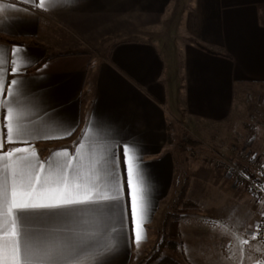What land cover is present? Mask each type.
I'll use <instances>...</instances> for the list:
<instances>
[{
    "label": "crops",
    "instance_id": "crops-1",
    "mask_svg": "<svg viewBox=\"0 0 264 264\" xmlns=\"http://www.w3.org/2000/svg\"><path fill=\"white\" fill-rule=\"evenodd\" d=\"M38 5L39 0H0V49L6 61L0 99L16 79L17 98L26 105L23 123L35 134L28 136L30 144L4 143L2 151L34 147L38 160L32 158L33 163L53 162L45 165V175L78 148L73 166L83 173L101 157L111 161L115 154L118 166H109L124 189L120 204L125 215L122 222L119 216L111 221L116 231L105 236L113 242L109 264H134L153 246L158 231L163 233L159 241L179 249V261L172 257L178 264H264L263 244L247 240L258 212L246 201L242 204L252 227L239 236L228 214H220L214 226L205 223L214 221L210 209L191 204L193 210L179 208L172 215L167 209L177 168L184 163L168 141L170 116L183 108L182 121L196 130L201 122L226 120L249 89L264 97V0H70L47 10ZM52 26L60 32L54 40L48 36ZM156 34L183 40L170 52L172 74ZM93 44L103 46L98 57ZM14 47L25 61L15 74L10 62L16 59ZM5 116L0 109V124ZM133 144L149 180L146 239L139 248L124 155ZM64 150L69 157L53 155ZM244 188L245 198L252 196ZM83 221L81 227L95 229V217L86 214ZM169 225L174 233L165 228ZM229 239L239 244L230 254Z\"/></svg>",
    "mask_w": 264,
    "mask_h": 264
},
{
    "label": "snow or ice",
    "instance_id": "snow-or-ice-1",
    "mask_svg": "<svg viewBox=\"0 0 264 264\" xmlns=\"http://www.w3.org/2000/svg\"><path fill=\"white\" fill-rule=\"evenodd\" d=\"M69 2L39 0L38 6L47 10ZM11 51L16 57L10 61L11 72L15 74L25 61L18 47ZM5 62V52L0 49V97L4 96ZM18 84L16 79L11 80L7 96L0 99V109L6 111L0 124V129H6L0 131V264H109L113 242L105 236L109 231H116L111 221L119 216L122 222L125 215L124 206L120 204L124 189L114 168L109 166H118V158L115 154L111 161L101 157L88 173H83L73 166L78 148L66 163H56L54 173L45 175V165L52 167L53 162L50 159L33 163L32 158L38 160L34 147L2 151L4 143L27 145L30 144L28 136L35 135L23 123L26 105L17 98ZM36 102L32 101L34 106ZM20 153L29 155L20 156ZM53 155L70 156L66 150ZM124 155L135 225L134 243L139 248L146 239L144 224L148 222L150 211L149 180L139 162L138 146L125 147ZM46 192L55 195H38ZM86 214L96 218L95 229L81 227ZM205 223L217 226L220 222ZM259 227L258 224L257 229Z\"/></svg>",
    "mask_w": 264,
    "mask_h": 264
},
{
    "label": "rangeland",
    "instance_id": "rangeland-1",
    "mask_svg": "<svg viewBox=\"0 0 264 264\" xmlns=\"http://www.w3.org/2000/svg\"><path fill=\"white\" fill-rule=\"evenodd\" d=\"M51 30L52 33L48 35L51 40H54V37H59L60 32L57 26H52ZM156 37L157 43H160L162 51L168 59L167 66L169 72L172 74L173 60L170 58V52H172L174 43H180L183 40L177 41L176 39L174 41L171 35H163L161 37L156 34ZM93 47H95L92 49L98 57L99 51L101 52L103 46L96 47L93 44ZM52 51L54 52V50ZM167 87L169 88L168 85ZM256 94L257 90L249 89V95L243 97V103H235L231 115L226 120L201 122L200 124L202 125L200 127L197 126L196 130H194L193 126L189 125L188 121H182L183 108L182 111L180 110V113L176 112L169 118L175 128L173 130V138L175 140L180 139L184 132H186L199 141V146L193 150L181 152L175 150L174 143L169 142L174 151L179 152L183 156L184 163H181L180 168L177 169L176 177L178 180H175V188L167 207L168 212L172 215L179 208L181 210H193L194 206L199 209L206 208L211 210V219L214 221L221 218L220 214H228L229 225L236 228V235L239 236L241 232H244L245 227H252L251 220L253 218L244 210L245 207L242 204L246 201L248 206H253L255 211L258 212L256 215L258 220L251 231H249L250 237L247 239L249 243H255L256 228L262 216L264 203L255 197L254 199L252 196L246 197V199L245 195L242 194L241 187H245L244 192L250 193L247 185L240 182L235 176L227 173L225 164L220 160H225L222 157L225 156L227 161L232 162L236 159L235 155L242 151L252 153L262 152L264 148V125L261 126L260 122L264 117V97L259 98ZM252 125L256 126L254 133L252 132ZM189 181L192 182L190 187ZM188 197L192 198V200ZM191 204L194 206H191ZM221 209H226V211L224 210L222 213ZM167 220L171 221L170 217ZM165 228L169 231L171 230L170 233L173 232V226L171 228V225H169L165 226ZM160 232L162 231H158V239L153 246L146 250V253L134 264H139L142 261H144L142 264H158L165 257H169L170 259L174 257L178 260L179 256L176 255H178L179 249L172 250L171 242L165 245L162 240L159 241L162 237L161 234H163ZM228 245V254L239 247L238 241L235 239L231 241L229 239Z\"/></svg>",
    "mask_w": 264,
    "mask_h": 264
},
{
    "label": "built area",
    "instance_id": "built-area-1",
    "mask_svg": "<svg viewBox=\"0 0 264 264\" xmlns=\"http://www.w3.org/2000/svg\"><path fill=\"white\" fill-rule=\"evenodd\" d=\"M222 157L225 160L220 161L225 164L227 173L247 185L251 195L264 203V148L261 153L239 152L232 162ZM258 224L260 227L256 228L255 239L264 246V209Z\"/></svg>",
    "mask_w": 264,
    "mask_h": 264
},
{
    "label": "trees",
    "instance_id": "trees-1",
    "mask_svg": "<svg viewBox=\"0 0 264 264\" xmlns=\"http://www.w3.org/2000/svg\"><path fill=\"white\" fill-rule=\"evenodd\" d=\"M20 43H22V42H20ZM168 127H169V130L171 132L175 129L174 125L171 122L169 123ZM252 128L255 129L256 126L252 125ZM168 141L170 143H174L175 150L181 151V152H183L184 150H193V149H195V148H197L199 146V141L196 138H194L191 135H189L188 133H186V132H184V134L178 140H175L173 138V134L169 133ZM167 215H166V217H168ZM149 259H151V258H149ZM142 263H144V261H142L139 264H142ZM158 264H178V263L173 261L169 257H165Z\"/></svg>",
    "mask_w": 264,
    "mask_h": 264
}]
</instances>
